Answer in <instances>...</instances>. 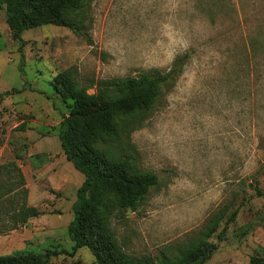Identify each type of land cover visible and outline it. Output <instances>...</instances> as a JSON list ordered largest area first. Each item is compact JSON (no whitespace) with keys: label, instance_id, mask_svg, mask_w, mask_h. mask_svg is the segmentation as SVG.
Segmentation results:
<instances>
[{"label":"rangeland","instance_id":"374dc122","mask_svg":"<svg viewBox=\"0 0 264 264\" xmlns=\"http://www.w3.org/2000/svg\"><path fill=\"white\" fill-rule=\"evenodd\" d=\"M89 13L85 34L45 25L25 30L20 46L0 9V256L49 251L50 264H96L67 233L84 177L57 138L67 110L52 79L72 66L84 85L164 71L187 53L143 127L112 147L158 184L110 228L125 253L157 258L224 213L206 264L264 258V0H92ZM12 198L39 214L11 229Z\"/></svg>","mask_w":264,"mask_h":264},{"label":"trees","instance_id":"16d2710c","mask_svg":"<svg viewBox=\"0 0 264 264\" xmlns=\"http://www.w3.org/2000/svg\"><path fill=\"white\" fill-rule=\"evenodd\" d=\"M92 0H0V9L14 41L23 46L25 30L45 25L87 33ZM190 59L178 55L168 70L152 69L138 76L110 79H88L81 83L78 70L72 66L51 81L54 93L67 113L57 128V138L68 162L84 177L72 205L74 219L68 228L72 251L85 248L96 264H206L215 250L209 239L225 217L211 215L203 229L172 256L136 257L124 252L118 243L110 219L127 210H135L158 184V177L139 169L129 157L117 156L113 145L129 139L130 133L143 127L147 117L160 104L165 90L174 87ZM82 79V78H81ZM92 90V93H89ZM7 173L16 171L14 191L28 194L21 170L12 163ZM11 229L39 213L19 199H11ZM233 212L229 220L233 219ZM50 252L18 253L0 256V264H50ZM249 264H264V258L253 256Z\"/></svg>","mask_w":264,"mask_h":264},{"label":"crops","instance_id":"0c3cea01","mask_svg":"<svg viewBox=\"0 0 264 264\" xmlns=\"http://www.w3.org/2000/svg\"><path fill=\"white\" fill-rule=\"evenodd\" d=\"M22 172V171H21ZM22 174H23V172H22ZM23 176H24V174H23ZM25 179V178H24Z\"/></svg>","mask_w":264,"mask_h":264}]
</instances>
